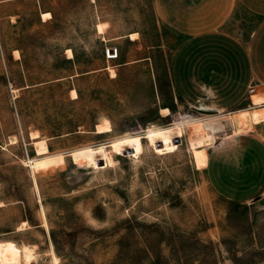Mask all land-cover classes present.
Listing matches in <instances>:
<instances>
[{
    "label": "rangeland",
    "instance_id": "374dc122",
    "mask_svg": "<svg viewBox=\"0 0 264 264\" xmlns=\"http://www.w3.org/2000/svg\"><path fill=\"white\" fill-rule=\"evenodd\" d=\"M181 41L153 0H0V242L33 252L16 264H264V201L221 195L191 143L209 127L179 118Z\"/></svg>",
    "mask_w": 264,
    "mask_h": 264
},
{
    "label": "crops",
    "instance_id": "0c3cea01",
    "mask_svg": "<svg viewBox=\"0 0 264 264\" xmlns=\"http://www.w3.org/2000/svg\"><path fill=\"white\" fill-rule=\"evenodd\" d=\"M153 5L182 39L172 61V87L190 112L179 118L205 121L212 135L200 170L226 198L254 202L264 196V101H253L264 96V0H153ZM164 109L170 111L163 118L171 117V108ZM241 110H250L254 124L237 133L233 116Z\"/></svg>",
    "mask_w": 264,
    "mask_h": 264
},
{
    "label": "bare ground",
    "instance_id": "6f19581e",
    "mask_svg": "<svg viewBox=\"0 0 264 264\" xmlns=\"http://www.w3.org/2000/svg\"><path fill=\"white\" fill-rule=\"evenodd\" d=\"M261 95V94H260ZM263 95V94H262ZM254 104H260L264 101V96H254L253 97ZM169 109H164L162 112L164 114L169 113ZM233 123L236 128L237 133H242L243 131H249L253 127V118L250 110H241L234 114L233 116ZM185 125L191 129L192 132L196 134L203 133L205 131V123L201 120L196 121H189L186 122ZM112 131V126L108 120L104 121L103 123L98 124L97 126V133H108ZM189 133V132H188ZM191 133H189L190 135ZM212 136L205 134L203 138L200 139H192L191 143L196 149L204 148V146L212 144ZM37 151H38V158L35 160H31L33 162L34 167L39 170L41 166L47 165L45 163L41 164V160L46 159L49 156L40 157L48 153V147L47 143H45L43 140H38L37 142ZM34 143V144H35ZM36 147V146H35ZM83 157V156H82ZM261 201H264V198L261 197ZM45 225L47 226V221L45 220ZM6 253L9 257V260L11 263L16 264L19 262L20 258L22 257L25 262H30L33 258V252L32 249L28 246H21L19 247L17 243L13 241H5L0 242V254ZM53 259L55 264H58V258L57 256L53 255ZM26 262V263H27Z\"/></svg>",
    "mask_w": 264,
    "mask_h": 264
},
{
    "label": "built area",
    "instance_id": "2783aa9c",
    "mask_svg": "<svg viewBox=\"0 0 264 264\" xmlns=\"http://www.w3.org/2000/svg\"><path fill=\"white\" fill-rule=\"evenodd\" d=\"M106 54L108 59H115L118 57V49L108 48Z\"/></svg>",
    "mask_w": 264,
    "mask_h": 264
},
{
    "label": "water",
    "instance_id": "95a60500",
    "mask_svg": "<svg viewBox=\"0 0 264 264\" xmlns=\"http://www.w3.org/2000/svg\"><path fill=\"white\" fill-rule=\"evenodd\" d=\"M256 200H261V197L257 198Z\"/></svg>",
    "mask_w": 264,
    "mask_h": 264
}]
</instances>
